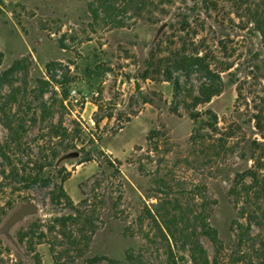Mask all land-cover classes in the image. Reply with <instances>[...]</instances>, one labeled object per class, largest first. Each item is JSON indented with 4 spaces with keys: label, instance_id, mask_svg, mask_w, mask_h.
<instances>
[{
    "label": "rangeland",
    "instance_id": "374dc122",
    "mask_svg": "<svg viewBox=\"0 0 264 264\" xmlns=\"http://www.w3.org/2000/svg\"><path fill=\"white\" fill-rule=\"evenodd\" d=\"M256 8L264 0H0V226L38 205L0 235V264H169L168 244L177 264H194L181 237L167 243L158 229L173 203L208 215L221 243L199 235L210 264H264V197L237 181L264 177ZM176 53L204 56L222 82L197 122L200 74L165 80ZM63 177L72 206L50 200Z\"/></svg>",
    "mask_w": 264,
    "mask_h": 264
},
{
    "label": "trees",
    "instance_id": "16d2710c",
    "mask_svg": "<svg viewBox=\"0 0 264 264\" xmlns=\"http://www.w3.org/2000/svg\"><path fill=\"white\" fill-rule=\"evenodd\" d=\"M250 16L264 44V11L260 12V10L256 8L254 11L250 12ZM165 64L170 65L169 69L166 68V70L164 71L166 73V81L171 80L170 69L183 71L186 74L192 71L200 74L202 80L199 84L197 95H192V100L188 105L190 108V118L193 121L197 122L198 112L195 111L196 107L198 105L209 102L212 97L219 95L221 92L222 82L220 81L219 75L209 69L208 64L205 62L204 56L195 55V57H185L182 54L176 53L171 55V57L167 58L165 60ZM9 71H11V69ZM7 73L8 71L0 73V87L3 85L4 82H7ZM173 84L174 97L175 99H177L179 96H181L183 92V86L180 85L178 79H175ZM173 111H177L176 108H174ZM210 118L214 122H216V115L210 113ZM254 120L256 123V127L259 129H263L261 125L264 124V109H259L257 111V114L254 116ZM207 126L209 127L211 132L217 131V128L214 127L213 124H208ZM198 127L199 126H197V128L195 129V133L193 136H201V132ZM5 128L10 133H14V127L11 123L5 124ZM0 155L2 158L8 159L4 152H1ZM245 178H249V185H245V183H242ZM64 180L65 177H63L58 184L54 185L55 188L53 189V191L50 192V200L52 202L57 203L61 202V200H64L67 204L72 206L70 198L68 197V195H66L62 187V183L64 182ZM237 181L239 182V184H242L241 190L246 195L250 190H254L257 199L260 196L264 197V177L262 180L259 181L256 173L252 170H248L239 174L237 176ZM37 182L42 181L38 177H35L33 179L32 184H36ZM43 184H45L44 181ZM230 192L231 194L237 192V187L231 188ZM167 204H169L168 201ZM163 205H161V209L164 211L161 215V222L163 224L162 228L164 231L159 227L158 229L164 240H166L167 243H169L168 239L171 240L172 243H176V238L181 237V246L183 249H186L188 251L189 257L194 264H210L207 257V253L199 242V235H204L216 248L221 246V243L217 231L213 229L208 223V215L204 211H201L196 214H194L192 211H189V213L182 212L179 203H173L172 208H174V210H178V213H173L171 212V210L169 211ZM247 218L249 224L254 220L253 216H249ZM262 246L264 258V241L262 242ZM167 250V260L169 264H177L173 258V252L169 244L167 245ZM127 257L131 258L132 256L127 255ZM102 260L110 261L109 259L103 256H94L92 258H89L87 262L88 264H96L98 262H101ZM110 262L114 263L113 261Z\"/></svg>",
    "mask_w": 264,
    "mask_h": 264
},
{
    "label": "water",
    "instance_id": "95a60500",
    "mask_svg": "<svg viewBox=\"0 0 264 264\" xmlns=\"http://www.w3.org/2000/svg\"><path fill=\"white\" fill-rule=\"evenodd\" d=\"M137 89V87H136ZM38 213V205L32 201L27 200L20 204L17 209H15L0 226V235L9 237V230L17 223L22 221L25 217L35 215Z\"/></svg>",
    "mask_w": 264,
    "mask_h": 264
}]
</instances>
